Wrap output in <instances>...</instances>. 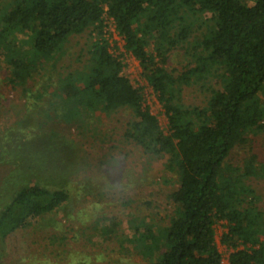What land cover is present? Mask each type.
Segmentation results:
<instances>
[{
    "label": "trees",
    "instance_id": "1",
    "mask_svg": "<svg viewBox=\"0 0 264 264\" xmlns=\"http://www.w3.org/2000/svg\"><path fill=\"white\" fill-rule=\"evenodd\" d=\"M0 3V60L9 74L6 83L13 89L20 87L30 98L41 93H32L30 82L69 39L99 33L91 42L85 70L59 82L49 110L55 112V119H62L57 100L63 106L80 107L81 111L72 108V119L80 112L96 119L98 114L130 110L125 137L146 155L167 158L166 167L179 185L170 196L175 214L163 228L135 219L130 240L150 264H223L215 230L220 222L227 229L221 244L232 250L229 264H264V207L246 185L260 175L261 168L254 154L242 167L228 165L235 150L264 130V0ZM105 16L112 19L125 51L139 62L141 77L167 119L165 131L145 106L144 89L132 84L122 62L110 53L103 34ZM204 27L207 32L197 36ZM178 50L184 51L189 63L185 72L175 76L167 65ZM211 82L205 107L182 103L183 86ZM20 133L0 135V166L15 170L10 161L16 156V142L32 147L36 135L26 128V140ZM15 161L23 174L17 171L11 179L0 175V204L5 201L1 188L9 195L0 212L2 252L7 250L6 240L69 200L65 190L48 187L49 176L35 173V159L20 155Z\"/></svg>",
    "mask_w": 264,
    "mask_h": 264
},
{
    "label": "rangeland",
    "instance_id": "2",
    "mask_svg": "<svg viewBox=\"0 0 264 264\" xmlns=\"http://www.w3.org/2000/svg\"><path fill=\"white\" fill-rule=\"evenodd\" d=\"M2 7L0 3V10ZM104 25L110 53L122 62L123 72L132 84L144 89L145 106L165 131L167 119L152 88L141 77L139 62L125 51L112 19L105 16ZM206 32L204 27L197 36ZM98 34L90 31L69 39L55 60L42 67L30 82L32 93L41 92L33 98L22 93L20 87L13 89L7 85L9 74L0 60V135L21 131L22 139L28 140L26 128L36 135L32 147H26L24 141L16 142V156L10 161H14L16 171L12 166H0L1 177L8 175L11 179L14 173L19 174L17 171L23 174L15 160L20 155L22 159L30 157L37 162L35 173L49 176L50 189H62L69 194L61 208L34 220L5 241L7 250L0 251V264H150V259L130 241L135 219L163 228L175 214L176 206L170 196L178 189L177 176L167 169V158L146 155L125 137L132 120L130 110L98 114L96 119L80 112L72 119V108L81 111L80 107L63 106L61 100L56 101L61 107V120L55 119V112L49 110L59 82L71 73L85 70L91 42L100 37ZM188 63L184 51L178 50L170 56L167 68L177 76L186 71ZM212 85L213 82L206 86H183L182 103L186 107H205ZM261 101L264 105V96ZM249 140L245 147L232 153L228 165L242 167L251 154L257 157L260 175L247 180L246 185L255 191L263 208L264 130L251 135ZM1 190L5 201L0 204V212L9 199L5 189ZM224 225L217 223L215 230L223 264H229L232 250L221 244L227 231Z\"/></svg>",
    "mask_w": 264,
    "mask_h": 264
}]
</instances>
